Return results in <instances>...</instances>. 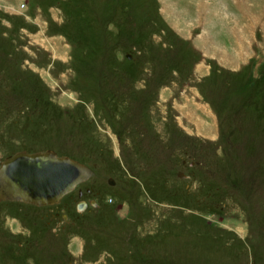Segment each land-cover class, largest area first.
<instances>
[{
	"label": "rangeland",
	"instance_id": "1",
	"mask_svg": "<svg viewBox=\"0 0 264 264\" xmlns=\"http://www.w3.org/2000/svg\"><path fill=\"white\" fill-rule=\"evenodd\" d=\"M18 151L92 172L0 203V264H264V0H0Z\"/></svg>",
	"mask_w": 264,
	"mask_h": 264
},
{
	"label": "water",
	"instance_id": "2",
	"mask_svg": "<svg viewBox=\"0 0 264 264\" xmlns=\"http://www.w3.org/2000/svg\"><path fill=\"white\" fill-rule=\"evenodd\" d=\"M91 170L51 152L19 151L0 165V200L50 204L87 177Z\"/></svg>",
	"mask_w": 264,
	"mask_h": 264
},
{
	"label": "bare ground",
	"instance_id": "3",
	"mask_svg": "<svg viewBox=\"0 0 264 264\" xmlns=\"http://www.w3.org/2000/svg\"><path fill=\"white\" fill-rule=\"evenodd\" d=\"M90 174V172L87 174V176ZM80 183V182H79ZM78 183V184H79ZM78 184H76L72 189H74ZM71 189V190H72ZM67 194V193H66ZM66 194H64V195H66ZM63 195V196H64ZM63 196H61V197H59L58 198V200L56 201V202H54V203H50V204H34V203H32V202H28V201H23V200H19V199H7V200H14V201H21L22 203H24V204H26V205H33V206H35V207H44L45 205H53V204H57V203H59L60 202V198H62ZM6 199H3V200H0L1 202H4V201H7ZM87 206V205H86ZM84 207H85V204L84 203H82V202H80V203H78V205H77V208H78V211H83V209H84Z\"/></svg>",
	"mask_w": 264,
	"mask_h": 264
},
{
	"label": "flooded vegetation",
	"instance_id": "4",
	"mask_svg": "<svg viewBox=\"0 0 264 264\" xmlns=\"http://www.w3.org/2000/svg\"><path fill=\"white\" fill-rule=\"evenodd\" d=\"M19 152V151H18ZM16 153V152H15ZM10 156H12V154L11 155H9V156H7L6 158H8V157H10ZM5 158V159H6ZM0 165H1V163H0ZM114 184V183H113ZM3 200V199H2ZM7 202V201H6ZM0 203H2V202H0ZM87 207V206H86Z\"/></svg>",
	"mask_w": 264,
	"mask_h": 264
},
{
	"label": "built area",
	"instance_id": "5",
	"mask_svg": "<svg viewBox=\"0 0 264 264\" xmlns=\"http://www.w3.org/2000/svg\"><path fill=\"white\" fill-rule=\"evenodd\" d=\"M20 7L22 8V2H21V4H20Z\"/></svg>",
	"mask_w": 264,
	"mask_h": 264
}]
</instances>
